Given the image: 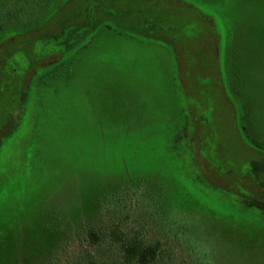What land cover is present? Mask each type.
I'll list each match as a JSON object with an SVG mask.
<instances>
[{
  "label": "rangeland",
  "instance_id": "1",
  "mask_svg": "<svg viewBox=\"0 0 264 264\" xmlns=\"http://www.w3.org/2000/svg\"><path fill=\"white\" fill-rule=\"evenodd\" d=\"M62 1L0 0V264H264V0Z\"/></svg>",
  "mask_w": 264,
  "mask_h": 264
},
{
  "label": "trees",
  "instance_id": "2",
  "mask_svg": "<svg viewBox=\"0 0 264 264\" xmlns=\"http://www.w3.org/2000/svg\"><path fill=\"white\" fill-rule=\"evenodd\" d=\"M8 1V0H6ZM19 9L23 10L26 8L27 4H30V9H38L42 10L43 7H46L54 0H17ZM62 4L66 3V0L61 2ZM44 4V5H43ZM25 6V7H24ZM48 12H56V8L51 6L48 9ZM50 13L48 17L52 14ZM47 19V16L44 20ZM43 20V21H44ZM11 33L10 35H13ZM88 237L91 242H98L100 238L98 237L97 233L89 230ZM111 244H116L119 252L121 254L120 261L117 262H108L105 264H153L156 261L158 256V245L154 246H146L144 242L138 238L137 235L134 236H127L123 233H116L112 232L111 234Z\"/></svg>",
  "mask_w": 264,
  "mask_h": 264
}]
</instances>
